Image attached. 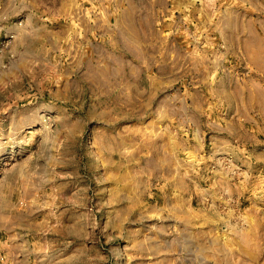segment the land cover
<instances>
[{"label":"rangeland","instance_id":"1","mask_svg":"<svg viewBox=\"0 0 264 264\" xmlns=\"http://www.w3.org/2000/svg\"><path fill=\"white\" fill-rule=\"evenodd\" d=\"M21 1L0 264H264V0Z\"/></svg>","mask_w":264,"mask_h":264},{"label":"crops","instance_id":"2","mask_svg":"<svg viewBox=\"0 0 264 264\" xmlns=\"http://www.w3.org/2000/svg\"><path fill=\"white\" fill-rule=\"evenodd\" d=\"M22 2V1H21ZM27 0H23V8L27 7ZM12 2L11 0H0V8L3 7V16L4 18L6 16L10 17L12 14ZM19 234V235H18ZM22 232L16 234H11L9 236V243L5 247L9 246V250L7 251V261L5 264H29L28 260L26 259V256H21V251L19 248H21L20 243H21V237H22Z\"/></svg>","mask_w":264,"mask_h":264}]
</instances>
